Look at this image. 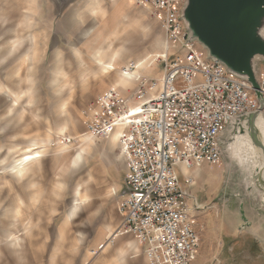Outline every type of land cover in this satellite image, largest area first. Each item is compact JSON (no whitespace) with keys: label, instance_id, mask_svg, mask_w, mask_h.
Here are the masks:
<instances>
[{"label":"clouds","instance_id":"obj_1","mask_svg":"<svg viewBox=\"0 0 264 264\" xmlns=\"http://www.w3.org/2000/svg\"><path fill=\"white\" fill-rule=\"evenodd\" d=\"M60 0H0V137L11 141L13 130L44 124L46 132L36 142L38 155H19L0 160V257L7 264H42L50 245V264H137L140 245L128 239L109 247L92 259L87 235L74 232V221L81 225L101 218L118 196V186L109 184L104 165L117 140L106 133L78 135L73 103L78 93H86L94 82L119 69L113 91L135 86L149 67L134 61L129 47L147 29L154 30L142 16L124 14L114 20L117 28L108 31V0H72L61 19L55 15ZM112 0V8L121 7ZM59 29L63 46L49 52L54 30ZM120 37H128L123 42ZM167 37L160 34L156 45L163 50ZM127 68V71L123 69ZM47 76L48 115H42L40 86ZM99 138V139H98ZM31 139V138H29ZM71 139V142L69 140ZM99 140L107 145L97 149ZM120 157H117L119 159ZM93 160L101 165L97 171ZM45 161L51 173L45 178ZM71 200L65 211L60 209ZM59 219L53 237L47 225ZM252 234L260 238V230ZM23 237V239H21ZM33 241L37 244L29 246Z\"/></svg>","mask_w":264,"mask_h":264},{"label":"built area","instance_id":"obj_2","mask_svg":"<svg viewBox=\"0 0 264 264\" xmlns=\"http://www.w3.org/2000/svg\"><path fill=\"white\" fill-rule=\"evenodd\" d=\"M186 2L131 0L162 25L168 46L164 73L158 79L140 78L134 103L121 91L106 90L91 102L85 117V134L119 133L129 191L119 206L116 233L137 240L147 264H193L196 260L202 227L174 169L220 165L224 160L220 141L231 119L260 107L250 83L208 59L198 42L188 41L182 20ZM194 183L195 178L188 175L186 184Z\"/></svg>","mask_w":264,"mask_h":264},{"label":"rangeland","instance_id":"obj_3","mask_svg":"<svg viewBox=\"0 0 264 264\" xmlns=\"http://www.w3.org/2000/svg\"><path fill=\"white\" fill-rule=\"evenodd\" d=\"M123 2L122 9L126 12H130L127 3L130 0H120ZM112 5V0H108V6ZM72 6V3L69 7L65 9L63 12L67 11ZM117 9V8H116ZM116 9L113 10L112 20L108 23L107 28L108 31H111V28L117 27L116 23L113 21L116 20ZM131 10H135L138 12L146 13L147 20L152 23L154 26V30L149 33L148 30L144 29L143 34L136 37L129 47L134 50V61L138 63L139 60L145 62L150 69L148 74L143 75V77L147 78H154L158 79L162 74L163 71V60L167 53V41L166 47L161 50L155 43V39L158 35L163 34L162 27L150 16L149 12L138 8L133 3H131ZM63 14V15H64ZM55 15L57 19H61L62 16L57 13L55 7ZM116 17V18H115ZM111 24V25H110ZM128 39V37H120V41L123 42L124 40ZM65 43L63 36L60 34L59 29L57 28L54 30L52 37L49 42V52L51 53V49L55 48L56 46H63ZM153 62V63H152ZM156 63V64H155ZM264 66V64H260V67ZM116 77V73L114 74ZM111 78V77H110ZM113 78V77H112ZM42 83L40 86V99H41V107L44 108V112L42 115H48V102H49V91L47 86V76L46 74L42 73L41 77ZM97 84L92 85L90 90L86 93H78L77 97L73 103V114H81L77 115L76 119L78 121L76 127V134L77 133H84L85 132V123H86V113L89 108V105L99 94H102L105 90L110 89L109 85L107 84ZM106 86L107 88L104 89L102 93H99V90ZM137 86V82L135 84ZM134 86L131 90L122 91L124 94L128 95L130 98L133 97L136 91V87ZM4 91V87L0 86V92ZM156 92L153 91L151 94ZM148 97L150 99V97ZM2 98V97H0ZM46 127L44 124H40L37 126H32L29 128H22L18 130H13L8 135L9 136H16L17 139L14 140H7L6 138L0 137V160L6 159L9 156H15L17 154H13L11 152H15L16 149H23L27 147L30 143V140L35 137H43L46 132ZM82 135V134H78ZM31 138V139H29ZM99 145L105 144L103 140H99L97 143ZM100 147V146H99ZM101 148V147H100ZM115 155V160L118 163V155L117 152H110ZM223 162L220 165H208V164H198L197 168L194 171H190V173L186 172L182 166L175 167L174 171L177 176L180 178V182L182 187L186 189L191 196V205L195 208V215L197 216L198 224H204V221L198 220V215H213V219L211 221H228L233 222L234 228H239L242 226L243 222L241 220L240 208L244 206L246 211L247 218L252 221L251 227L247 229L248 232L244 233V236L253 235L251 234L253 228H258L261 230L260 238H257V244L255 247L257 249L264 251V210L260 209V202H261V193L257 190L249 192L247 189V179L249 181V177L245 173H241L238 166H235L231 169V172L227 171V164L228 160L223 158ZM96 160H93L91 163V167L96 165ZM48 162L45 161V178L48 179L51 176L49 171L48 174ZM186 172V173H185ZM188 175H191L195 178V183L192 185L186 184V178ZM112 178L119 179L120 172L117 169H112L111 171ZM115 202V199L112 201ZM71 204V200L66 201L65 205L61 207L60 211L63 212L66 210L67 205ZM109 213V212H108ZM107 211L105 210L104 214L101 218L97 219L94 223L90 225H81V221L84 220V216L81 215L76 221H74V232H83L87 235V242L86 245L89 249L90 254H92V259L94 260L96 256L102 253L99 252L97 255H93L94 250H98V248L106 243L102 242L100 245L97 246L96 242L101 240H105L102 234H106L104 230V225L107 222L108 218H112V216H108ZM60 223L59 219L54 220L52 224L47 226V235L49 237H53L55 234L56 226ZM119 224L118 227L119 228ZM118 230V229H117ZM117 234V233H116ZM118 236V235H117ZM102 237V238H101ZM113 241V244L116 243L117 240ZM23 239V237H21ZM39 241H33L29 244L32 246L33 244H37ZM0 264H7L6 260L0 257ZM42 264H50V245L48 249H45L42 256ZM89 264H92V261H89ZM239 264H264V257L263 255L261 258H258L257 255L251 261H242Z\"/></svg>","mask_w":264,"mask_h":264},{"label":"water","instance_id":"obj_4","mask_svg":"<svg viewBox=\"0 0 264 264\" xmlns=\"http://www.w3.org/2000/svg\"><path fill=\"white\" fill-rule=\"evenodd\" d=\"M72 0L56 4L63 15ZM189 42L196 41L211 59L250 83L260 107L256 112L232 118L221 138V152L228 160L227 171L238 166L247 174V189L261 193L264 210V97L260 92V64H264V0H187L182 11ZM242 230L252 221L240 208Z\"/></svg>","mask_w":264,"mask_h":264},{"label":"crops","instance_id":"obj_5","mask_svg":"<svg viewBox=\"0 0 264 264\" xmlns=\"http://www.w3.org/2000/svg\"><path fill=\"white\" fill-rule=\"evenodd\" d=\"M116 2L118 5L123 4V2L120 0H116ZM127 6L130 9L129 10L130 12H126L125 10H123L122 9L123 7H117L116 12H115L116 17H117V18L115 17L116 20H118V18L124 14H127L129 16H132V15L142 16V15H144L142 17L147 19L146 13L131 10V0L128 1ZM108 7H109V12H110V17L108 20H106L104 22L105 28H107L108 23H110V21L112 20V16H113L112 12L114 10L112 8V5L108 6ZM156 22L160 25V23L158 21H156ZM160 26L162 27V25H160ZM112 30H116V32L119 30H123V26H121L120 28H117V27L111 28V31ZM114 74L115 73L110 75L111 78L105 77L103 79L101 78V80H98L99 81L98 85L107 84V85H109L110 88H112L113 83H114V77H115ZM98 81L94 82L93 85L97 84ZM135 87L137 90L138 86H135ZM105 88H107V87L106 86L102 87L99 90V93H102ZM122 94L126 98H128L129 101L134 103L132 101V98L134 96L133 97L131 96L129 98L128 95L124 94L123 92H122ZM100 95L101 94H99L98 96H100ZM77 134L84 135L85 132L84 133H77ZM114 135H116V137H117V144H118L119 133L115 132V134H113L112 136H114ZM39 138H41V137H35V138L31 139L29 145L23 149H20L18 154L24 155L25 153H28L30 151V149L31 150L36 149V142ZM99 146L101 148L107 147L106 144H102V145L97 144L98 150L101 149ZM116 152H117L118 157H120L118 159V163L115 160V155L112 153H109L107 159L104 161V165L108 168V172H109V174L107 176L108 183L109 184H113V183L116 184L118 186L119 191H118V196L115 198V202H111L109 204V206L106 208L107 213L109 212L108 216H112V218H108L107 222L104 225V230L106 231V234L105 235L102 234L103 235L102 237L105 240H101L99 242H96V244L98 246L102 242L107 241L106 243L102 244V245H104L102 253H105V251L109 247L114 245L113 242L111 241V237L116 233V231L118 229L117 228L118 224L120 225L121 214H120L119 206H120L121 202L123 201V199L128 195V191H129V187L127 184V178H126L127 166H126L125 160L123 158V155H122V152H121L119 146L117 147ZM11 153L17 154L16 152H11ZM92 167L95 168L97 171H99L101 165L96 163V165H94ZM112 169H117L120 172L119 179L112 178V176H111ZM184 170H185V167H184ZM48 174H49V170H48ZM212 217H213V215H211V214H207L205 216L202 214H201V216L198 215V220L204 221V224L203 225L201 224L202 229L200 232L201 243H200V248H199V254H198L196 260L193 262V264H239L242 261H245V262L251 261L255 257V255H257L258 258H261L262 255L264 257V251L262 252V250L257 249L255 247V245L258 242L257 237L254 235H247V237L244 236V233L248 232L247 231L248 228L245 230H242V226L239 228H234L233 222H228V221H223V222H220V221L218 222L215 220L211 221L213 219ZM252 231H249V232H251V234H252ZM260 233H261V230H260ZM117 237L118 236L116 235L115 238H117ZM115 238H114V240H116ZM118 239L119 240H117L115 243L116 245H118L122 241H125L128 239H133V238L130 235H124V236H120V238H118ZM140 251H141V256H140L137 264H147L145 255H144L141 247H140Z\"/></svg>","mask_w":264,"mask_h":264},{"label":"bare ground","instance_id":"obj_6","mask_svg":"<svg viewBox=\"0 0 264 264\" xmlns=\"http://www.w3.org/2000/svg\"><path fill=\"white\" fill-rule=\"evenodd\" d=\"M132 16H134V15H132ZM142 16H144V15H142ZM120 31H121V30L117 31V35H119V32H120ZM166 54H167V53H166ZM165 57H166V56H165ZM138 63H143V64H145V62L142 61V60H139ZM152 63H153V62H152ZM123 70H124V71H127L128 69L125 68V69H123ZM118 71H119V69L114 70V71H111V72L108 73L107 76L102 77V79L105 78V77H107V78L111 77L110 75L113 74V73H116V75H117ZM115 78H116V77H114V80H115ZM100 80H101V79H100ZM133 88H134V87H132V88H130V89H128V90H131V89H133ZM111 89H112V88H111ZM85 119H86V121H87V118H85ZM113 138L117 140L116 135H114ZM69 142H71V139L69 140ZM37 155H38V150H31V149H30V151H29L28 153H25V154L22 155V156H23L24 158H30V157H35V156H37ZM184 167H185V171L188 172V173H190V172H189V169H188L186 166H183V168H184ZM186 172H185V173H186ZM116 235H117V234L115 233V234L111 237V241H112V242L114 241V238H115Z\"/></svg>","mask_w":264,"mask_h":264},{"label":"snow or ice","instance_id":"obj_7","mask_svg":"<svg viewBox=\"0 0 264 264\" xmlns=\"http://www.w3.org/2000/svg\"><path fill=\"white\" fill-rule=\"evenodd\" d=\"M137 110L139 111L140 109H139V108H137Z\"/></svg>","mask_w":264,"mask_h":264}]
</instances>
